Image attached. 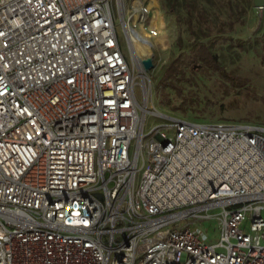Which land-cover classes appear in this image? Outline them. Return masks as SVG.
Returning a JSON list of instances; mask_svg holds the SVG:
<instances>
[{
  "label": "built area",
  "instance_id": "built-area-1",
  "mask_svg": "<svg viewBox=\"0 0 264 264\" xmlns=\"http://www.w3.org/2000/svg\"><path fill=\"white\" fill-rule=\"evenodd\" d=\"M121 1L0 0V264H264V126L158 111Z\"/></svg>",
  "mask_w": 264,
  "mask_h": 264
},
{
  "label": "rangeland",
  "instance_id": "rangeland-1",
  "mask_svg": "<svg viewBox=\"0 0 264 264\" xmlns=\"http://www.w3.org/2000/svg\"><path fill=\"white\" fill-rule=\"evenodd\" d=\"M144 3V22L140 21V13L133 11L134 1L123 0L122 7H116V24L130 61L133 58L125 24L155 44L153 106L164 114L196 122L264 126V8H256L254 0H144ZM200 43L207 44L206 60L202 59ZM173 65L184 71L177 82L167 72ZM172 83L177 87H172ZM191 99L192 110L174 109ZM166 121L148 115L146 131ZM207 226L216 228V222L210 221ZM246 229L249 231V225Z\"/></svg>",
  "mask_w": 264,
  "mask_h": 264
},
{
  "label": "bare ground",
  "instance_id": "bare-ground-1",
  "mask_svg": "<svg viewBox=\"0 0 264 264\" xmlns=\"http://www.w3.org/2000/svg\"><path fill=\"white\" fill-rule=\"evenodd\" d=\"M135 13H140L141 23L145 21L146 15L142 17L145 12L144 0H133ZM122 1L120 6L122 7ZM142 18V20H141ZM126 22V21H125ZM125 31L128 36L129 45L132 53L133 62L139 70V75L143 78H152L156 69L155 60V44L145 34H141L137 30L125 24Z\"/></svg>",
  "mask_w": 264,
  "mask_h": 264
},
{
  "label": "trees",
  "instance_id": "trees-1",
  "mask_svg": "<svg viewBox=\"0 0 264 264\" xmlns=\"http://www.w3.org/2000/svg\"><path fill=\"white\" fill-rule=\"evenodd\" d=\"M198 46L202 47V49H201V53L203 54L202 59H204V60L208 59L209 55H208V51L206 48L207 44L206 43H200V44H198ZM193 49H194V47H193ZM203 67H206V66L203 64ZM167 72L170 73L169 74L170 79L171 78L175 79L176 82L180 78H183V76H184V71H181V69H179L178 67H175L174 65L171 66L170 68H168ZM172 87H177V86L175 85V83H172ZM193 104H194V101L192 99L188 100V102L183 101L180 106L174 107V109L181 110L182 112H187L189 109H191V110L193 109V107H192Z\"/></svg>",
  "mask_w": 264,
  "mask_h": 264
},
{
  "label": "water",
  "instance_id": "water-1",
  "mask_svg": "<svg viewBox=\"0 0 264 264\" xmlns=\"http://www.w3.org/2000/svg\"><path fill=\"white\" fill-rule=\"evenodd\" d=\"M254 6L258 9L264 8V0H254Z\"/></svg>",
  "mask_w": 264,
  "mask_h": 264
},
{
  "label": "flooded vegetation",
  "instance_id": "flooded-vegetation-1",
  "mask_svg": "<svg viewBox=\"0 0 264 264\" xmlns=\"http://www.w3.org/2000/svg\"><path fill=\"white\" fill-rule=\"evenodd\" d=\"M213 59H214V61H217V60H218L216 56H214V57H213ZM197 66H198L199 68H201V67H202V65H201V64H197Z\"/></svg>",
  "mask_w": 264,
  "mask_h": 264
}]
</instances>
